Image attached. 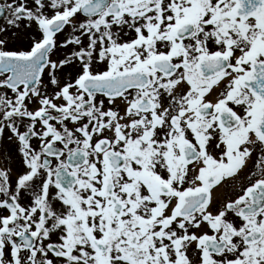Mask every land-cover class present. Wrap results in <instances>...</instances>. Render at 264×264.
I'll return each instance as SVG.
<instances>
[{"label": "snow or ice", "instance_id": "obj_1", "mask_svg": "<svg viewBox=\"0 0 264 264\" xmlns=\"http://www.w3.org/2000/svg\"><path fill=\"white\" fill-rule=\"evenodd\" d=\"M0 264H264V0H0Z\"/></svg>", "mask_w": 264, "mask_h": 264}]
</instances>
